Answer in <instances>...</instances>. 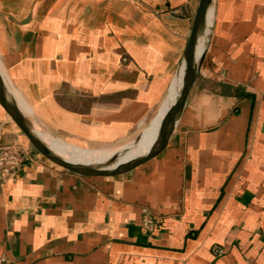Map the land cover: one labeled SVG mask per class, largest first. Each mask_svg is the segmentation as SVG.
Masks as SVG:
<instances>
[{"label":"crops","instance_id":"1","mask_svg":"<svg viewBox=\"0 0 264 264\" xmlns=\"http://www.w3.org/2000/svg\"><path fill=\"white\" fill-rule=\"evenodd\" d=\"M199 1L0 0V70L26 124L81 149L137 141L184 67ZM210 10L166 148L126 175L55 167L0 106V149L28 152L0 177V264H264V0Z\"/></svg>","mask_w":264,"mask_h":264},{"label":"water","instance_id":"2","mask_svg":"<svg viewBox=\"0 0 264 264\" xmlns=\"http://www.w3.org/2000/svg\"><path fill=\"white\" fill-rule=\"evenodd\" d=\"M212 0H200L194 17L191 34L184 54L186 78L183 87L161 121L157 138L150 150L139 159L126 165L101 169L73 163L52 151L26 124L14 101L11 99L5 79L0 70V106L15 124L32 152L48 163L64 171L87 178H113L126 175L158 156L167 146L183 113L189 94L193 89L204 60V51L198 55V46L206 27L207 15Z\"/></svg>","mask_w":264,"mask_h":264},{"label":"bare ground","instance_id":"3","mask_svg":"<svg viewBox=\"0 0 264 264\" xmlns=\"http://www.w3.org/2000/svg\"><path fill=\"white\" fill-rule=\"evenodd\" d=\"M210 22H211V10L209 9L204 34L198 46V55H200L205 49V45L208 39L207 34L209 31ZM185 78H186V70L184 67H182L175 82L173 81L174 85L172 83L173 86L169 92L167 101L165 102L163 107L161 106L162 107L161 111L157 116V118L155 119V121L153 122L152 126L146 129L135 143H131L120 150L117 151H109V150L100 151L99 149L98 150L92 149L88 151L79 150L77 148H72L69 146L59 144V142L56 141H50V140L47 141L40 135L39 138L59 156L63 157L68 161L80 165L93 166L101 169H108V168H114L117 166H122L131 163L139 159L140 157L144 156L154 144L159 132L161 121L164 118V115L168 111L169 107L174 103V101L178 97L183 87Z\"/></svg>","mask_w":264,"mask_h":264},{"label":"built area","instance_id":"4","mask_svg":"<svg viewBox=\"0 0 264 264\" xmlns=\"http://www.w3.org/2000/svg\"><path fill=\"white\" fill-rule=\"evenodd\" d=\"M28 152L20 153L19 150L14 146L3 147L0 149V177L3 180H10L17 177L20 168L23 165V160L27 156ZM142 227L145 231H153L155 229V224L152 219L145 215L142 221ZM215 255H220L221 250L216 247L214 248ZM3 261L0 258V262Z\"/></svg>","mask_w":264,"mask_h":264},{"label":"rangeland","instance_id":"5","mask_svg":"<svg viewBox=\"0 0 264 264\" xmlns=\"http://www.w3.org/2000/svg\"><path fill=\"white\" fill-rule=\"evenodd\" d=\"M125 61V60H124ZM159 115V114H158ZM157 118V117H156ZM151 121V120H150ZM155 121V120H154ZM153 121V122H154ZM151 126H152V124H151ZM150 126V122L141 130V132H139V135H142L143 134V132L146 130V129H148V128H150L151 127ZM140 137V136H139ZM136 141H134V142H132V141H126V142H122V143H117V144H114V145H109V146H107V145H105V146H102V145H99V146H95V147H90V148H77V147H74V146H71V145H69V144H65V143H62V142H60L59 144H62V145H65V146H69V147H72V148H77V149H79V150H86V151H88V150H109V151H117V150H120V149H122L123 147H125V146H128L129 144H131V143H135ZM127 143V144H126ZM107 152V151H106Z\"/></svg>","mask_w":264,"mask_h":264}]
</instances>
